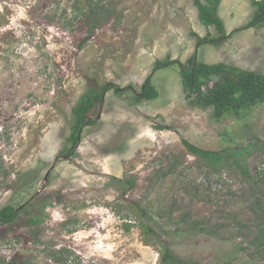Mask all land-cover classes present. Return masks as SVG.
<instances>
[{"label": "rangeland", "instance_id": "374dc122", "mask_svg": "<svg viewBox=\"0 0 264 264\" xmlns=\"http://www.w3.org/2000/svg\"><path fill=\"white\" fill-rule=\"evenodd\" d=\"M90 3L0 0V210L19 213L0 225V264H163L164 247L182 264H264V150L244 176L208 167L183 144L264 143V103L214 122L176 67L153 77L158 98L136 99L157 60L184 63L192 32H219L200 22L195 0ZM254 10L252 0H222L225 31ZM198 56L264 75V27ZM90 80L127 90L106 94L69 155L72 110Z\"/></svg>", "mask_w": 264, "mask_h": 264}, {"label": "trees", "instance_id": "16d2710c", "mask_svg": "<svg viewBox=\"0 0 264 264\" xmlns=\"http://www.w3.org/2000/svg\"><path fill=\"white\" fill-rule=\"evenodd\" d=\"M89 1L91 10L92 0ZM222 0H195L200 22L205 26H213L220 36L216 38L200 37L192 32L196 38L195 53L186 61L157 60L151 73L147 76L136 95L137 100H153L159 97V91L153 84V77L162 70L176 67L180 71L184 92L191 97V104L200 109H212V120L221 122L226 118L241 120L252 107L264 103V75L254 71L244 70L226 63L209 65L199 60L198 51L206 44L221 45L241 30L264 27V0H252L254 14L251 20L242 28L230 32L225 31L224 23L219 15ZM89 89L81 96L72 110L71 134L67 140L69 147L63 152L72 155L81 140L86 127L95 125L96 110L105 100L108 92L113 90L123 95L127 89L120 88L114 83L99 85L97 81H89ZM131 89V87H130ZM186 149L201 159L212 169H236L244 176L248 174V160L257 149L264 150V143L259 139H252L247 144L226 148L222 151L203 150L188 141H183ZM122 183V181H119ZM18 210L11 205L0 210V225L10 224L18 216ZM37 224V220H33ZM146 231H150L146 226ZM264 247V228L256 239ZM163 264H182L181 260L167 247H164Z\"/></svg>", "mask_w": 264, "mask_h": 264}]
</instances>
